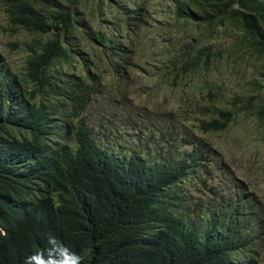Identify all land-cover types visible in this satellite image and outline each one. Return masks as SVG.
<instances>
[{
	"label": "trees",
	"instance_id": "obj_1",
	"mask_svg": "<svg viewBox=\"0 0 264 264\" xmlns=\"http://www.w3.org/2000/svg\"><path fill=\"white\" fill-rule=\"evenodd\" d=\"M148 2L0 0L4 31L24 35L8 43L17 64L0 51V264H45L50 241L80 264L264 262V188L215 181L205 137L254 124L264 145V0H170L196 33L166 38L174 58L139 92L122 34Z\"/></svg>",
	"mask_w": 264,
	"mask_h": 264
},
{
	"label": "rangeland",
	"instance_id": "obj_2",
	"mask_svg": "<svg viewBox=\"0 0 264 264\" xmlns=\"http://www.w3.org/2000/svg\"><path fill=\"white\" fill-rule=\"evenodd\" d=\"M169 4L170 0H149L146 25L142 26L135 35H127L125 32L122 34L123 38L126 37L124 40H126V44L130 47V52L128 53L129 66L125 65V69L130 79H132L133 83L130 88L133 91L142 92L144 88H149V86L157 84V81H159L163 74V69L172 62L174 58L173 49L166 42V38L173 40L180 33H185L190 36L196 33L194 24L187 21L186 25H184L182 20H175L171 13H167L166 7ZM4 27L5 18L0 7V51L4 55L5 60L14 65L21 60L24 52L21 47L12 52L9 50L8 43L11 44L12 39H20L24 35L10 36L9 33L4 31ZM157 67L161 68L159 73H156L155 68ZM125 69L123 65L120 68L122 71ZM154 73L156 77L152 81L148 75ZM104 77L105 83H115L117 81L118 85L121 84V81L114 76L112 70L106 71ZM223 80L226 86L234 90L241 88L242 83L237 78L228 75ZM156 94H153V101L157 103L162 102L163 98L166 97L162 90L156 91ZM142 96L143 99L137 95L141 101H145V93ZM137 97L129 93V99L127 101L134 106H142L143 103ZM110 105L111 101L104 108ZM150 107L152 106L150 105ZM104 108H100V110L102 111ZM96 113L95 109L91 110L93 118L88 120L89 123H95L97 119ZM116 114H120L125 118V113L122 112L121 108L112 111V115ZM125 122L122 120L116 123L118 124L120 133H124L126 130ZM255 134H257V131L254 124L245 128L239 123L226 132L205 136L216 146L214 153L215 161L222 165L219 171L214 167L215 181L223 179L224 183H230L229 185L233 187L236 179L241 178L251 188H255V185L264 188V181L260 180V178H264V174L259 173L257 176H254L255 172L264 168V145H261L262 142L256 141ZM116 142L112 138L107 144L116 150ZM245 174L249 177H246Z\"/></svg>",
	"mask_w": 264,
	"mask_h": 264
},
{
	"label": "clouds",
	"instance_id": "obj_3",
	"mask_svg": "<svg viewBox=\"0 0 264 264\" xmlns=\"http://www.w3.org/2000/svg\"><path fill=\"white\" fill-rule=\"evenodd\" d=\"M45 264H80V257L66 248L62 243H53L50 241L49 252L42 257Z\"/></svg>",
	"mask_w": 264,
	"mask_h": 264
}]
</instances>
